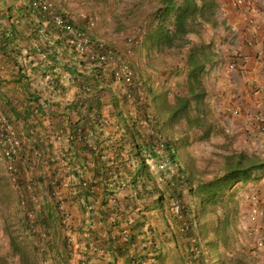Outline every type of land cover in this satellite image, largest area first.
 Listing matches in <instances>:
<instances>
[{"label": "trees", "instance_id": "1", "mask_svg": "<svg viewBox=\"0 0 264 264\" xmlns=\"http://www.w3.org/2000/svg\"><path fill=\"white\" fill-rule=\"evenodd\" d=\"M63 1L48 0L44 8L39 0H0V68L9 70L0 75V101L6 106L5 113L16 123L21 121L39 150L49 148V167L54 165V154L44 136L49 130L67 128L66 138L73 149L71 159L83 161L82 166L88 163L93 184H100L99 193H93L80 185L81 180L77 182L74 193L81 192L82 197L77 206L85 211L87 204L94 203L92 213L103 222L107 236L114 232L117 237L122 230L120 216L135 211L127 222L129 240L116 247L118 255L126 254L128 264L147 258L144 264H231L229 252L234 254L232 264H249L243 252L233 248L236 218L245 209L226 192L236 184L262 179L264 158L229 147L221 154L222 172L206 177L185 152L190 139L210 140L218 130L203 82L207 66L217 61L215 36L207 40L201 32L206 24L216 22L219 0H151L148 6L146 0H139L129 12L138 16L145 11L139 34L125 37V48L121 50L91 32L94 22L90 18L83 23L75 19L64 8L67 0ZM55 15L87 34L85 49L76 47V37L56 24ZM174 51H181V57L175 58L171 54ZM104 53L109 56L102 61L100 55ZM131 55L141 65L153 64V74L138 72L135 76L129 70ZM160 63L170 64L168 74L157 72L155 67ZM124 68L130 71L128 79L118 78ZM157 73L170 78L162 90L152 85ZM36 78L44 80L45 90L63 99L73 89L62 111L59 100L41 99L40 90L33 86ZM116 81L124 84L118 94L110 86ZM12 83L14 91L22 96L19 101L12 95L14 91L6 88ZM139 91L146 95L141 98ZM106 93L111 98L107 114ZM46 113L50 121L44 124L41 118ZM181 122L190 137L175 135V127ZM77 125L94 132L89 145L70 138ZM107 126L109 132L105 131ZM219 131L223 134L224 130ZM112 140L111 160L105 161L101 152ZM81 152H88L89 158ZM27 155L32 156L29 150ZM163 160L167 163L160 168ZM41 176L46 179L44 174ZM119 181L123 186H118ZM119 187L127 190L124 202L110 204V197ZM27 206L26 212L35 209L31 202ZM38 214L53 226L50 249L66 264L67 250L60 232L62 215L56 201H44ZM17 223L6 229L12 254L19 264H39L38 249L25 239L26 221L18 219ZM137 237H141L142 250L130 252Z\"/></svg>", "mask_w": 264, "mask_h": 264}, {"label": "rangeland", "instance_id": "2", "mask_svg": "<svg viewBox=\"0 0 264 264\" xmlns=\"http://www.w3.org/2000/svg\"><path fill=\"white\" fill-rule=\"evenodd\" d=\"M146 1V5L145 2L144 5L148 6V4H150L149 1L151 0ZM230 1L231 0H219L216 22L213 24H206L201 32L207 40L215 36L213 42L216 49L215 54L217 61L213 66H207L203 74V82L209 91L208 99L213 110V120L215 126L218 128L216 133L217 135L215 134L210 138V140L206 141H201L196 138L193 140L192 138L190 139V144H188L189 146L185 149V152L193 157L195 163L204 170L206 177H211L222 172L223 160L221 154L223 152H227L229 147L235 150L243 149L246 150L248 154L259 158H264V108L262 107L255 109L253 113L247 112L241 101H237L235 106L228 107V109L224 107L223 111H225V113H231L230 117L234 119L235 117H250L249 120H252L254 125V128H243L242 130L238 129L232 132L230 130L225 131L224 128H222V110H218V107L216 108L218 105L219 107L225 106L226 102H228V98H224L226 99L224 104L223 94L220 93L223 90L220 86L223 84L233 88L232 93L236 92V98L242 94V91H246L245 87H247L246 85L248 80L244 79L241 81V75L246 69L248 71L250 69L245 67L247 61L243 60L244 57H240L244 54L242 52V40L252 43V40H258L256 39L258 36L262 37L260 45L256 46L258 44L256 41L254 42L255 45L252 44V48L256 46L254 50L256 59H254V61L258 67L261 66L264 68V26H262L263 24L261 23L257 25L256 28L254 27V29H250L255 23V16L256 18L259 17L258 22L261 19L264 20V0H256L255 6L258 8V10H252L253 12L249 14L248 21L241 20L242 24L235 28L223 20L224 16L222 14V10L224 13V8L227 7L226 5L231 6ZM66 2L67 3L64 4V8H66V10L69 11L75 17V19L83 23L86 19L88 20L90 18V20L94 22L91 32L94 33L98 38L104 39L111 44L113 43L115 48L118 50L125 48V37L139 34L140 29H137L140 28L142 20L145 17V11H141L138 16L132 15L133 12L129 14L130 8L134 4L138 3L139 0H67ZM134 10L135 8L133 7L132 11ZM121 25H123L122 28ZM252 34L256 35V38L251 39ZM192 36H194V34ZM180 52L174 51L171 54H174L175 58H180ZM257 53L261 55L258 56ZM234 57L236 69L226 72V65L230 61H233ZM130 59L129 70L132 71L135 76H137L138 72H142L143 74H149L148 72H151V74H153V64L148 66L143 64L141 65L140 61L136 59L134 55H131ZM110 66L109 68H113L115 65ZM155 68L158 73L168 74L170 64L161 65L160 63ZM158 73L154 74L155 78L153 80L154 82H152V85L156 90H162L166 87L164 84L165 81L169 80L170 78L169 75L166 77L165 75ZM262 73L263 76L260 79L264 81V71ZM243 75L246 74L244 73ZM256 82H258V84H256ZM251 84L253 91L258 90L261 85L260 81L257 79H253ZM123 85L124 84L121 82L116 81L112 82L110 86L114 92L118 94V92L121 93L123 91ZM70 91H73V89L69 90L68 94H66V99H64L66 102L72 98V96H70ZM216 91H219V100H217L215 97ZM247 92L249 93V91ZM261 92L264 95V90ZM138 94L142 98L145 93H143V91H139ZM172 95L173 94H170V96ZM258 95H260V93ZM104 99H106L107 102L106 106H104L107 113V110L111 108V98L108 93L104 94ZM128 99L131 100V97H128ZM216 100L218 105L217 102L215 104ZM5 112L6 106L0 101V113L7 118L15 132V135L20 140L18 154L15 158V164L20 172L18 180L20 188H15L9 180L7 161L2 157L0 147V261H4L6 264H19L18 258L11 252L6 229L10 226L13 227L18 224V219H23L28 225V228L25 231L26 242H29L31 246L38 249L40 255L39 264H63L55 257L54 251L50 249V242L54 235L53 226L49 223L43 222L42 214H38L39 207L44 201L54 200L57 202L54 191L57 190L56 186L60 184L59 179L62 178L61 182L63 184L61 186V195L64 197L65 203L62 208L58 207V211L60 212V215H62V220H60V232L67 250L66 264L110 263L111 261H107L101 255L93 253L87 254L88 251L87 253H83L84 250H80V246H82L83 243H94L104 254L106 252V228L103 226V222L100 220V218L95 215V220L101 222L97 223L93 228H89L85 222V211L81 210L77 206L79 200L81 201V199H79V197H81V192L80 194L74 193L75 184L81 177L91 179L92 175L87 167V163L86 165L84 164V166H82L83 161L78 162L75 158L71 159L70 154H73V149L67 143V136L65 134L66 130L64 128L61 132H59V128L55 130H49L44 136L46 139L44 142L51 143V151H53L52 153L54 154L51 158V160L54 161V165L49 167L47 162V159L49 158V148L46 147L43 151L39 150L37 148L38 145L34 141L35 138L31 134L29 137L27 136L28 133L21 126V121L20 123H16L14 119L8 117ZM70 114L73 115V119H76V114L74 111H71ZM39 117L41 118V116ZM229 123L232 124L231 122ZM183 124L184 123L181 122L179 125H176L174 130L175 135H181V137H185L190 134L188 131H185V126ZM220 128L224 130L223 134L219 131ZM109 130H111L110 126H107L105 131L109 132ZM241 131H243L242 133L244 134H240ZM39 134L41 135V133ZM60 135L61 137L58 138ZM192 135L196 137V135ZM166 136V133L163 132L162 137L165 139ZM188 137H190V135H188ZM187 140H189V138H187ZM113 142L114 141L112 140L111 143H106V149H103L101 152L108 155L110 160L111 146L109 145L113 144ZM28 150L32 154L31 157L27 155ZM63 154L65 155V159L62 156ZM81 154H84L87 156V158H89L88 152H81ZM164 162L165 160L161 161V163ZM152 169L155 173L156 169H154V167ZM51 170H54L53 174H51ZM41 173L45 175V180L41 176ZM55 174L56 184H53L52 180L54 179ZM52 175L54 177H52ZM41 178H43V181H41ZM29 183H31L30 189L26 187ZM117 184L118 186H123L121 181H119ZM48 185L50 186V189H47ZM99 187L100 184H97L96 193H98ZM262 188H264V176L262 179L251 181L247 185L236 184L234 187H231V190L229 189V192L226 193H231L234 195L238 200L239 207L241 206V208L245 209L246 211L249 206L248 198L246 197L249 196L251 193L250 191H258ZM126 192L127 190L124 187L117 188L114 195L110 197V204L122 205ZM21 193L25 200L24 207L20 204L19 198ZM33 198H35L37 201L34 202ZM88 200H90V197ZM28 202H31L35 207V209L32 208V217H28L26 215ZM137 203H140V201H137ZM35 210H37L36 215ZM245 211L239 215L238 218H236L237 232L233 248L235 251H242L246 257V261L249 264H264V251L254 250L252 238L247 234L245 225L241 222L242 215L245 213ZM134 215L135 211L133 210L129 213L126 211L125 215L120 216L122 228H127V222H129V220H131ZM150 221L155 223L153 218H151ZM259 225L261 231L264 233V219L259 220ZM69 228L71 231H68ZM43 232L45 234L44 237L41 236V233ZM68 235H70L72 238L73 243L71 244L67 243ZM112 235H114V232ZM140 238L141 237H137V241L134 242L132 247H130L132 252L133 249L136 253L141 252L142 245L139 241ZM72 244L79 245L75 248ZM230 253L231 252L228 253V256L230 258V263L232 264L234 254L230 255ZM147 261H149L148 258L140 259L136 263L144 264Z\"/></svg>", "mask_w": 264, "mask_h": 264}, {"label": "built area", "instance_id": "3", "mask_svg": "<svg viewBox=\"0 0 264 264\" xmlns=\"http://www.w3.org/2000/svg\"><path fill=\"white\" fill-rule=\"evenodd\" d=\"M40 5L42 7H46L48 5V0H39ZM233 5L238 8L242 14H243V20L244 21H248V17H249V12L253 9V7L251 6V0H232ZM55 22L58 26L60 27H64L66 29H68V31L72 32L74 34V36L76 37V47L83 50L86 48L87 43H88V36L87 34L83 33L81 30L79 29H73L65 20V18H63L61 15H55ZM258 56H260L261 54L257 53ZM109 56L108 53H104L102 55H100V60H105L107 59ZM236 69V65H235V61H232L230 63L227 64L226 66V71L230 72L232 70ZM118 75V74H117ZM123 77L128 79L130 76V71L126 68H124L121 72V74L118 75L119 77ZM108 112V110H107ZM94 132L91 129L88 128H83L81 125H77L75 127V130L69 134L70 138L74 141H77L83 144H87L89 145L91 138L93 137ZM61 137L58 136V138ZM67 137H68V133H67ZM69 138V137H68ZM67 139V143H69ZM160 146L162 145L161 143L159 144ZM19 146H20V140L19 138L15 135V132L11 126V124L9 123V121L7 120V118L0 113V147H1V154L2 157L4 159H6L7 161V172H8V176H9V180L12 183V185L15 188H20L19 184H18V180H19V169L17 168L16 164H15V158L18 154V150H19ZM63 157L65 156L64 154L62 155ZM101 153V158L105 161H107L110 157ZM65 159V157H64ZM167 163V161H165L164 163H160L159 167L162 168L163 166H165ZM87 167H88V163H87ZM89 168V167H88ZM82 175V174H81ZM55 176V177H54ZM52 176L54 177V179L52 180L53 184H56V174ZM62 178L59 179V185L56 186V189L54 191V195L56 196L57 199V205L58 207L62 208L64 205V197L61 195V186H62V182H61ZM81 180V186L82 187H86L89 188L90 192L95 193L97 190V184H93V179L91 178H86V177H81L78 182ZM30 184H27V188L30 189ZM20 204L24 207L25 205V200H24V196L20 195ZM34 202H36L37 200L35 198H33ZM248 201H249V206L248 209L245 211V213L242 215V224L245 225L247 234L252 238V244L254 247L255 251H264V233L261 231L260 229V225H259V220H263L264 219V188H262L261 190L258 191H254L251 192L248 196ZM90 203V202H89ZM95 208V204L94 203H90L86 205L85 208V214H86V225L89 228H93L97 223H100L101 221H96L94 218V215L92 213V210ZM26 215L28 217H32V210H27ZM88 228V229H89ZM68 231H71V229L69 228ZM41 236L44 237L45 234L44 232L41 233ZM129 240V234L127 231V228L123 227L121 232L119 233V235L116 236H112L109 238V241L107 242L106 245V252L103 254V252H101V250L97 247L96 244L94 243H83L80 250H84L81 251L83 253H88L87 254H97V255H101V256H113L112 257V262H116V260H120L121 262H123L126 259V254L125 255H118V252L116 251V247H119L122 244H125L127 241ZM67 243L71 244L73 243L72 238L70 235H68L67 237ZM75 248L78 247L79 244H72ZM111 247H108V246ZM134 245V243H132L130 245V247H132ZM129 247V248H130ZM78 255V254H77ZM86 255V254H85ZM116 259V260H115ZM116 264V263H115ZM123 264V263H122ZM125 264H128L127 261ZM133 264V263H132Z\"/></svg>", "mask_w": 264, "mask_h": 264}, {"label": "crops", "instance_id": "4", "mask_svg": "<svg viewBox=\"0 0 264 264\" xmlns=\"http://www.w3.org/2000/svg\"><path fill=\"white\" fill-rule=\"evenodd\" d=\"M227 7L224 8L225 12L223 13V10H222V14L224 16L223 20H225L226 23L230 24L233 26V28L237 27L238 25H241L242 24V21H241V14L239 12H237L234 8H232L231 6H228L226 5ZM253 12V11H252ZM251 12V13H252ZM258 18H256L255 16V23L253 24V27H251V29H254V27L256 28L257 25L259 24H263L262 26H264V20H260L258 22ZM252 38H256V35L252 34L251 35V39ZM256 39L258 40H252V43L251 42H247V41H244L242 40L241 41V44L243 43L242 45V52L244 53L242 57H244V61H247V63L245 64V67L250 69L249 71L246 69L244 72H242V75H241V81H243L244 79H247L248 80V83H247V87H245L246 91H242V94L236 98V92L235 93H232V90L233 88H231V86H225L224 84L222 86H220L223 90L220 92L223 94V102L225 104V100L228 98V102H226V105L225 106H222V107H219L218 105V102L217 100H219V91H216V94H215V97H216V101H215V104L217 102V105L216 108L219 110L221 109V121H222V128H224L225 131H228L230 130L231 132L234 131V130H242L243 128H254L253 126V122L252 120H249L250 117H243V118H238V117H235L232 118L230 117L231 113H225V111H223V108L226 107L228 109V107H233L235 106L236 102L237 101H241L242 104L245 106V109L247 112H251L253 113V111L255 109H258V108H264V95L261 91L264 90V81L262 79H260L263 75V71H264V68L259 66L256 64V62L254 61L255 58V48L256 46H259L260 45V42L262 40V37L261 36H258ZM258 42V44L256 46H254V48H252V44H254V42ZM255 45V44H254ZM254 51V52H253ZM5 71V74H7L9 71L8 69L7 70H2L0 68V75H2ZM246 74V75H243V74ZM253 79H257L260 81V88L256 91H253L252 90V80ZM44 83V80L40 79V78H36L33 80V86L36 87L38 90H40V95H41V99L43 100H48V99H51L52 98V101H58L60 102V109H59V112L63 110V106L65 104V101L63 98H61L60 96H56V95H52L50 92H49V89L48 90H45L44 89V86L42 85ZM0 88L2 89V86H0ZM7 89H10L12 91H14V85L13 83L12 84H9L6 86ZM1 91V90H0ZM7 91L4 89V92ZM249 91V93L247 92ZM2 92V91H1ZM16 92V93H15ZM71 94L70 96H72L73 94V91H70ZM260 93V95H258ZM51 94V96H50ZM12 95H14V98H17L18 101L20 100V98L22 97L21 94H19V92L17 91H14V93L12 92ZM11 95V96H12ZM248 95V96H247ZM250 95V96H249ZM252 97V98H251ZM226 98V99H224ZM104 113H106V110H104ZM42 122L44 124H47V122L50 121V116L46 113L44 116H43V119L41 118ZM229 122H231L232 124H230ZM63 129V127L59 128V132H61ZM66 130V136H67V128L65 127L64 128ZM243 131L240 132V134H244L242 133ZM71 146V144H69ZM72 148V147H71ZM99 193V191H98ZM113 235L111 234L110 236H107V234L105 235V241H106V245H107V242L109 241V238L112 237ZM131 252V250H130ZM113 257V256H112ZM112 257L110 256H103L104 259H106L107 261H111L110 263L108 264H125L126 263V259L121 262L120 260H116V262H112Z\"/></svg>", "mask_w": 264, "mask_h": 264}, {"label": "clouds", "instance_id": "5", "mask_svg": "<svg viewBox=\"0 0 264 264\" xmlns=\"http://www.w3.org/2000/svg\"><path fill=\"white\" fill-rule=\"evenodd\" d=\"M255 1L256 0H251V6L253 7V9L252 10H254V11H257L258 10V8L255 6ZM230 4H231V6L237 11V12H239L240 14H241V20H243V14H242V12L238 9V8H236L234 5H233V3H232V0L230 1ZM255 6V7H254ZM252 10L249 12V14L252 12ZM251 29V28H250ZM235 60V57H234V59H233V61ZM230 62H232V61H230ZM229 62V63H230ZM227 66V65H226ZM225 71H226V69H225ZM227 72V71H226ZM256 84H258V82H256Z\"/></svg>", "mask_w": 264, "mask_h": 264}]
</instances>
